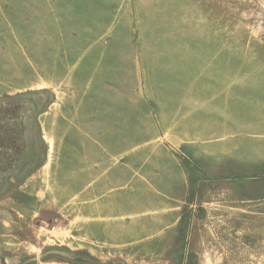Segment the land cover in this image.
Wrapping results in <instances>:
<instances>
[{
  "label": "rangeland",
  "instance_id": "374dc122",
  "mask_svg": "<svg viewBox=\"0 0 264 264\" xmlns=\"http://www.w3.org/2000/svg\"><path fill=\"white\" fill-rule=\"evenodd\" d=\"M22 17L21 61L5 57L0 36V259L264 264V183L236 176L222 153L207 158L168 140L154 155H103L94 206L82 202L84 181H57L69 159L57 138L64 105L93 102L95 83L125 84L123 100L138 110L175 100L197 115L192 127L215 124L210 143L220 151L222 138L240 137L247 113L264 104V0H23ZM21 67L23 87L40 90L4 95ZM227 106L223 129L207 113ZM15 227L28 244L10 259Z\"/></svg>",
  "mask_w": 264,
  "mask_h": 264
},
{
  "label": "crops",
  "instance_id": "0c3cea01",
  "mask_svg": "<svg viewBox=\"0 0 264 264\" xmlns=\"http://www.w3.org/2000/svg\"><path fill=\"white\" fill-rule=\"evenodd\" d=\"M23 0H0V36L7 38V49L8 55L5 57L10 60H22L23 59V48H22V26H23ZM19 41V42H18ZM18 43V45H17ZM22 66V65H21ZM17 71L14 69L10 71L9 78L10 83L14 82L13 85L5 89L4 95L12 96L18 93L26 91H33L40 89H33L32 87H23V73L22 67ZM14 73V75L12 74ZM31 84H35L30 81ZM125 84H115L110 87H100L98 83H95V90L92 91L93 102L88 104L78 103V105H64V112L61 121L58 122V127L63 128L62 135H58L57 138L62 140V151L65 159L61 168V175H57V181L74 182L84 181V191L82 192L81 199L84 201L85 207L87 205H96L99 201V194L97 190L93 189L100 178V175L95 173L97 165L102 164V156L111 155H135V151L138 147L143 148L145 153L148 155H154L158 151H162L167 148L165 141H172L176 147H183L184 145H197L201 147L200 156L207 158L214 157L215 155L223 154L226 161H229L235 165L230 171H234L235 175L247 178L248 173L254 172L256 176L248 179V182L255 184L264 183L261 179H264V104L258 103L255 106L254 113H247L250 116L249 119L243 121V131L235 136L232 141H227L226 138H232L227 136L223 144L219 148L211 144L210 141L215 139L216 132L215 124L210 130L203 129L199 130L195 113H188L186 107L185 112L183 106H180L175 100L160 102L155 108L154 112H151L149 106H143L142 110H138L135 101L127 100L124 101L123 97L128 89L124 87ZM132 92V91H131ZM133 96H131L132 98ZM115 99V100H113ZM226 108V109H225ZM228 106L224 107L220 112L211 111L207 113V116L213 118L221 117L222 124L220 127L223 129L227 127L226 116L230 115ZM49 112V111H48ZM47 112V114H49ZM243 115V114H242ZM188 120V122H186ZM246 122V124H245ZM55 121L49 117L47 120V129L49 133L52 132L51 125ZM190 124L192 128L189 135L184 133V124ZM43 124V123H42ZM67 124L69 125L68 128ZM43 127V126H42ZM142 127V128H141ZM60 132V133H61ZM53 137L54 130H53ZM212 140V141H213ZM157 150V151H156ZM199 156V155H198ZM78 163V165H72ZM45 167L46 164H43ZM134 166V165H133ZM127 165L134 171V167ZM145 166V165H144ZM162 171L165 168L159 167ZM148 170V169H144ZM35 171V170H34ZM36 171H39L36 170ZM35 171V172H36ZM59 171V169H58ZM167 171V170H165ZM229 171V173H230ZM34 172V173H35ZM250 175V174H249ZM35 176V174H34ZM33 176H31L32 179ZM12 183L17 184L15 180L11 179ZM67 183V184H68ZM28 184H25L27 186ZM67 186V185H64ZM93 186V187H92ZM92 187V188H91ZM24 187H20V190ZM91 188V189H90ZM89 191H88V190ZM87 190V192H86ZM22 191V190H21ZM86 192L85 196L83 194ZM17 204V203H16ZM15 205V204H14ZM84 207V213H90L86 211ZM91 216H95V213H90ZM19 222H24L28 225L29 221H33L37 216L38 212L33 216H28L27 219L19 214ZM7 224V223H6ZM18 224V223H16ZM161 225V219H159ZM32 228V222L30 223ZM15 233L7 235L13 237V255L17 252L15 247L19 250L28 242L24 240L21 234L16 235ZM144 230V229H143ZM2 236V235H0ZM15 239H20L19 243L15 245ZM1 247V244H0ZM2 248V247H1ZM32 259H28L30 263ZM0 264H13L8 261H2Z\"/></svg>",
  "mask_w": 264,
  "mask_h": 264
},
{
  "label": "built area",
  "instance_id": "2783aa9c",
  "mask_svg": "<svg viewBox=\"0 0 264 264\" xmlns=\"http://www.w3.org/2000/svg\"><path fill=\"white\" fill-rule=\"evenodd\" d=\"M55 229H56V227H53V228H52V231H55Z\"/></svg>",
  "mask_w": 264,
  "mask_h": 264
}]
</instances>
